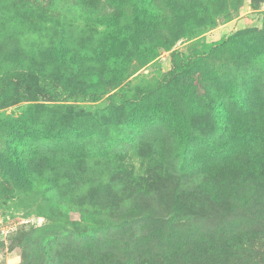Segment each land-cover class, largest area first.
<instances>
[{"label":"trees","instance_id":"trees-1","mask_svg":"<svg viewBox=\"0 0 264 264\" xmlns=\"http://www.w3.org/2000/svg\"><path fill=\"white\" fill-rule=\"evenodd\" d=\"M35 1L32 8L19 7L3 26L10 27L5 30L6 36L28 37L38 45L37 49L32 45L27 58H49L43 66L37 63L23 69L26 76L48 84L54 77L61 87L56 88L58 95L82 96L86 101L97 102L115 90L118 82L133 75L127 70L134 59L139 61L134 69L137 70L156 60L161 51H170L175 64L169 72V89L158 83L157 90L121 96L128 111L125 123L116 121L110 106L77 117L71 116L69 105L53 103H29L20 108L17 116L0 113V135L6 138V148L0 150V200L19 191L38 193L48 201L42 213L47 219L43 226L22 227L14 233L15 239L24 238L21 264H261L253 245L264 241V205L260 201L264 198V118L257 116L264 111V27L208 46L210 53L231 47L236 55L261 65L247 83H242L241 77H218L205 58L192 59L174 49L180 39L200 36L206 29L217 27L218 20L211 11L218 9L220 0H106L102 6L95 0ZM57 1L58 9H65L73 20H85L87 32L94 37L92 42L84 40L86 44H80L73 37V30L62 28L61 37L43 40L51 46L62 45L60 49L37 44L32 31L40 29L42 16L34 18L33 12L49 10ZM88 2L91 10L87 13ZM27 17L34 20L27 23ZM43 23L56 22L48 17ZM85 46L87 53L79 55L78 48ZM0 70L5 74L0 75V86L9 90L8 76H18L20 72L13 64ZM108 78H112L110 82ZM81 79L82 84L70 87ZM196 79L218 82L214 95L219 130L215 139L206 143L195 140L187 120L204 113L194 88ZM99 112L106 113L107 118L101 120ZM153 114L163 116L171 127L175 146L182 148L183 153L187 154V147L197 143L210 145V151L202 155L205 160L201 172L211 164L227 171L223 178V173H212L202 183L203 192L212 194V201L223 206L228 202L221 217L224 225L219 224L215 234H190L177 240L174 233L167 235L162 230L166 221L149 206L151 196L164 194L161 187L166 183L165 171L156 167L160 158L151 156L120 124L128 129L148 126ZM92 116L93 122L89 120ZM90 140L101 143L92 144ZM90 156L100 161L106 158V162L97 161L98 166L88 175ZM128 157L140 158L142 165L147 163V173L137 176L136 166L127 162ZM153 188L160 189L152 193ZM168 193L165 191V195ZM120 202L130 208L129 215L122 217L117 213ZM71 213L78 214L80 220L71 219ZM182 213L177 208L168 223ZM251 222L254 224L249 225ZM138 223L144 225L148 238L135 231ZM237 224L234 230L238 232H231ZM118 228H123L122 239L113 235ZM61 236H68V240L59 239ZM158 238L167 244L169 255L164 252L166 258L146 256L147 248L156 249L159 254L162 246L153 245Z\"/></svg>","mask_w":264,"mask_h":264},{"label":"rangeland","instance_id":"rangeland-1","mask_svg":"<svg viewBox=\"0 0 264 264\" xmlns=\"http://www.w3.org/2000/svg\"><path fill=\"white\" fill-rule=\"evenodd\" d=\"M71 1L72 0L69 2L71 3ZM105 1L106 0H95L98 6L106 4ZM69 2L68 4H70ZM158 2L160 3L161 0H158ZM36 4L35 0H0V67H3L5 70L13 64L15 68H17V71L20 72L18 76H8L7 85L9 90L4 91L3 87L0 86V97L3 98L0 101V113L17 116L20 112V108L29 103H53L69 105L71 116L77 117L78 115H86L88 112L106 109L107 106H110L111 111L114 112L116 121L125 123L128 121L126 116L128 115V111L124 107L125 102L121 99V96L126 94L132 95L139 91L144 93L145 91L157 90L158 83H164L161 87L165 89L171 87V76L169 72L175 62L170 51H161L156 60L144 66H140L137 70L134 69L135 66H139V61L138 59H134L131 63L132 66L127 70V73L133 75L124 82H118L115 90L111 91L107 96L100 98L97 102L86 101L82 96L72 95L71 98L70 96L58 95L56 88L61 87L58 83L59 81L54 77L50 80L52 82L48 84L46 81H40L36 77L26 76V68L32 67V65L37 63L43 66L44 61L49 63V58L46 55L44 59H42L41 55H31V57L27 58V54L32 49V45L35 49H37L36 46L38 45H35L28 37L18 39L16 37L11 38L8 35L6 36L5 30L10 27L4 28L3 25L11 20L9 17L14 15L19 7L22 8L24 5H29L32 8L31 5ZM85 5L87 9L85 12L88 13V10H91V3L88 2ZM58 6L59 4L57 1L55 7H53L54 9L49 8V10H47V8H45L33 12V14H35L34 18L42 16V24L39 26L40 29L32 31L33 34L36 33L32 37L34 40H38L37 44H42V46L46 48L52 47L54 50L60 49L62 45L51 46L47 44L49 43L48 41L44 43L45 41L43 40L61 37L64 34H61L62 28L66 31L69 29L68 32L73 30L75 33L72 35L73 37H77V42H82L80 44H86L88 41L92 42L94 37L91 35V32H87L89 29L87 28L88 25L85 20H73L72 16L66 14L65 9H58ZM70 6L72 5L70 4ZM75 11L78 12L76 9ZM75 11L70 12L75 13ZM211 12L214 18L218 20L217 27L206 29L200 36L180 39L176 43L174 49L192 59L197 57L205 58L206 61L209 62L211 69L215 70L217 76L222 79L225 77L233 79L241 77L242 83H247L248 78L252 76L251 73L254 70H260L261 65L259 63L246 60L244 55L241 57L236 55L231 47L219 50L215 53H210L208 46L224 38L243 36L253 29L257 31L261 30L264 27V0H220L218 9H212ZM48 17L56 23H46L44 25L43 20ZM34 18L27 17V23H29L30 20L33 21ZM98 30L100 31L102 29L99 28ZM165 32L169 33V30L167 29ZM68 46H65V52L68 50ZM87 51V46L78 48L79 55L85 54ZM17 57H20L19 61L13 63V60ZM24 66L25 69H23ZM21 70L24 71L21 72ZM1 74L5 76L2 70H0V75ZM111 79L112 78H108L107 80L110 82ZM82 82L83 79L73 82L70 87L82 84ZM216 86H218V82L214 84L213 80L207 82L200 79L194 80V88L197 89V96L199 102L203 105L204 113L201 116H189L187 120L189 121L188 126L191 128L195 140L200 143L202 141V143H206L205 141H209L213 137L215 139L216 132L218 133L219 130L217 124L218 112L216 97L214 95L217 93ZM118 91H122L123 94L121 92L118 93ZM3 92L5 93L3 94ZM113 96L115 97L114 99ZM99 113L101 114L99 115L101 120L107 118L106 113ZM258 113L257 116L264 118V116H261L264 115V111ZM150 117L153 121L152 124L148 126L128 129L123 128V126L121 127L122 124H120V128L124 131L132 132L134 141L137 144L141 145L151 156L155 155L154 157L160 158V161L155 164L156 167H163L165 171L164 174L167 179L164 180L166 183L161 187V191H163L164 194L160 196L156 193L151 196L152 199L149 206L151 205L155 209L157 215L166 221L162 230L164 229L167 235H173L174 233L173 236H175L177 240L189 237L190 234H195L196 236L201 233L215 234L219 224L224 225V222L221 223V217L222 212H224V207L228 202L223 206L220 203L212 201V197L210 196L212 194L209 193L207 195L203 192L202 183L204 178L210 176L212 173H223L221 177L223 178L224 175H227V171H225L222 166L215 168V165L211 164L204 172H201L204 165L202 161L205 160L202 158V155H206L207 152L210 151V145L208 143L206 145L197 143L192 148L187 147L189 152L185 154L182 148L180 149L175 146V141L170 133L171 127L165 123L163 116L153 114L150 115ZM92 118L93 116L89 117V120L93 122ZM126 134L130 135L129 133ZM90 142L96 145L101 143L99 140H90ZM5 148L6 138L0 135V150ZM97 161L106 162V158L100 161L90 156V158H88L89 165L86 170L88 175L92 174L94 168L98 166ZM127 162H131L132 165L136 166L135 171L137 176L147 173V163L142 165V160L140 158L128 157ZM101 171H103V169L99 170V172ZM135 188L137 189V186H135ZM158 189L160 188H153L152 193ZM165 191L169 193L165 195ZM128 198H130V195ZM260 201L264 205V198L260 199ZM47 202V199L45 201L38 193L25 194L19 191L7 195L6 200H0V264L22 263L25 248L24 246L22 247L24 238L21 236V238L18 237V239H15L16 235L14 233L17 229L22 227L30 229L32 225L43 226L47 222L46 217L42 215L47 209ZM143 202L147 203V200ZM118 208L117 213L122 215V217L129 215L130 208H125L122 202L118 204ZM177 208H181L183 213L182 215H176V219L169 224L168 220L170 214H174ZM69 216L73 220H80L79 215L76 213H71ZM253 224V222L249 223V225ZM242 225L248 224L244 223ZM143 227L144 225L138 223L134 229L135 231H140L143 236L147 235L146 238H148L149 234L146 230H143ZM146 227L148 228V226ZM235 228H238V224L234 225V228H231V232H238V230H234ZM122 230L123 228H118L114 231L113 235L116 236V238L122 239L120 236ZM130 233H133V226L130 227ZM59 239L67 241L68 236H61ZM158 240H155V244L153 245L162 246V248L158 250L159 254L156 255V249L151 250L147 248L146 252L149 253V255L147 254L146 256L150 258L155 256L166 258L165 256L169 255L167 244H163L160 238H158ZM256 241L261 242L260 239ZM57 242H59V240ZM107 249L111 251L112 247L108 246ZM253 249L258 256V262L264 264V241L253 245ZM137 254H139V252H137ZM150 254L152 255L150 256Z\"/></svg>","mask_w":264,"mask_h":264}]
</instances>
